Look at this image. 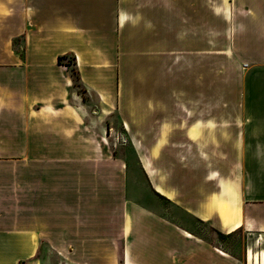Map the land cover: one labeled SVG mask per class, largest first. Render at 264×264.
<instances>
[{
	"label": "crops",
	"instance_id": "1",
	"mask_svg": "<svg viewBox=\"0 0 264 264\" xmlns=\"http://www.w3.org/2000/svg\"><path fill=\"white\" fill-rule=\"evenodd\" d=\"M229 11L240 166L237 196L216 182L213 202L212 180L185 181L211 162L213 131L227 139L228 122L211 119L212 0H0V264H249L239 231L264 250V0ZM72 59L94 105L73 87ZM114 119L150 148L140 176L172 214L139 200L128 159L103 142Z\"/></svg>",
	"mask_w": 264,
	"mask_h": 264
},
{
	"label": "rangeland",
	"instance_id": "2",
	"mask_svg": "<svg viewBox=\"0 0 264 264\" xmlns=\"http://www.w3.org/2000/svg\"><path fill=\"white\" fill-rule=\"evenodd\" d=\"M229 1L230 0H212V122H220V120H225L228 122V132L226 141L223 139L222 143L226 145L224 147H219L217 138L214 139V131H213V140L212 146L210 148V154L212 156L211 162L201 163L196 162L194 164V168H190V171H194L198 174L196 180L192 177L187 178L185 181L190 184L192 191L201 190L203 188V182L212 180L213 189L209 194V197L213 200V202L218 201V187L214 185L222 181L224 183V188L227 193V199L229 202L232 201L237 196L236 190V176L235 171L237 167L240 166L239 163L236 162L237 150L235 146V129L234 122L235 116L233 114L234 106H235V97L238 88V80H237V66L236 61L233 54L229 51L230 45V26H229ZM118 48V47H117ZM116 48V49H117ZM139 45L133 44L131 48L128 47L127 52H120L123 56H127L124 61H128L130 66L138 67L139 64L136 63L134 55L138 53ZM140 50V49H139ZM123 51V50H122ZM109 55L118 57L119 52L116 53V50L109 51ZM138 65V66H137ZM71 73V69H70ZM140 77V76H139ZM75 90L81 95L82 99L89 103L90 105H94L96 103L95 98H90L84 88L81 85L77 87L73 86ZM166 88V93H167ZM155 137L153 136L152 140L149 143H153ZM103 142L108 144V146L113 149L114 155L117 157H125L128 159L130 163V169L132 171V186H139V194L143 203L147 206H151L153 209H157L158 211L163 210L164 213L172 214L174 211L172 200L168 197H161L156 195L151 191L150 184L147 179H144L140 176V170H143L142 164L140 163L139 158H141L142 162L144 161L143 153L147 152L146 148L140 145L138 132H129L126 125L123 122H117L115 119L112 120L110 124L107 126V130L102 137ZM150 149V148H149ZM135 152V154H134ZM153 152H156V147H153ZM203 152V148L197 146L195 148V153L197 156L199 153ZM150 156V154H148ZM168 159H171V153L168 155ZM198 158V157H197ZM158 157L155 155L153 160H157ZM171 163V162H169ZM145 165V164H144ZM193 166V164H192ZM169 167H172L169 164ZM171 169V168H170ZM169 169V170H170ZM241 169V168H240ZM203 174H201V173ZM170 174V173H169ZM204 175V177H203ZM222 175V178L219 176ZM203 177V178H202ZM213 178V179H212ZM222 179V180H221ZM196 182H195V181ZM146 183V184H145ZM147 185V186H146ZM138 194V195H139ZM233 194V195H232ZM145 198V199H144ZM230 204V203H229ZM231 205V204H230ZM233 205V204H232ZM231 205V206H232ZM227 208V207H226ZM195 230L197 233L205 237L208 241L212 242L216 240L217 236L215 233L210 231L206 226L196 225ZM235 241L238 244H243V250L246 251V260H247V252L249 248L252 250L254 256H258V261L256 262L253 259L252 263L254 264H264V250H258L257 247L253 250L251 241L248 239L245 231H239L238 235H236ZM245 238V240H244ZM261 238V237H260ZM264 239V238H263ZM261 238V240H263ZM260 256V257H259ZM49 262L48 264H57V256L54 254H47ZM248 261V260H247ZM120 263V260H119ZM121 264V263H120ZM247 264V263H246Z\"/></svg>",
	"mask_w": 264,
	"mask_h": 264
},
{
	"label": "bare ground",
	"instance_id": "3",
	"mask_svg": "<svg viewBox=\"0 0 264 264\" xmlns=\"http://www.w3.org/2000/svg\"><path fill=\"white\" fill-rule=\"evenodd\" d=\"M162 191V190H161ZM233 195V194H232ZM219 206H222L221 210L223 212V216L226 218V219H230L232 216L234 217H237L238 218V221L232 226L230 227L231 230L235 231V230H238L240 227H241V222H240V213L237 211V213L234 211V212H230L226 206L227 203L225 202H221L219 204ZM260 237L263 239L264 237L262 235H260ZM262 256H264V253H262ZM260 257V256H259ZM253 259H255V261L257 262L259 259H258V256H254L253 255V252L252 250L249 248L248 252H247V260H248V263L249 264H253L252 261Z\"/></svg>",
	"mask_w": 264,
	"mask_h": 264
},
{
	"label": "trees",
	"instance_id": "4",
	"mask_svg": "<svg viewBox=\"0 0 264 264\" xmlns=\"http://www.w3.org/2000/svg\"><path fill=\"white\" fill-rule=\"evenodd\" d=\"M63 58L64 57H59L58 58V62H60ZM66 65L67 66H71V77H72L73 86L77 87L78 85H80V83H79V76L77 74V70L74 67V65H75L74 59H72L71 61L67 62Z\"/></svg>",
	"mask_w": 264,
	"mask_h": 264
}]
</instances>
